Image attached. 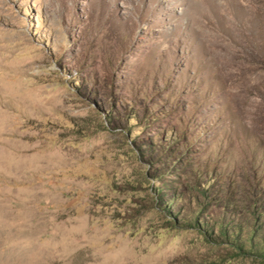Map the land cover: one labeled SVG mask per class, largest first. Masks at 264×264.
Returning a JSON list of instances; mask_svg holds the SVG:
<instances>
[{"label": "rangeland", "instance_id": "1", "mask_svg": "<svg viewBox=\"0 0 264 264\" xmlns=\"http://www.w3.org/2000/svg\"><path fill=\"white\" fill-rule=\"evenodd\" d=\"M0 264H264V0H0Z\"/></svg>", "mask_w": 264, "mask_h": 264}]
</instances>
